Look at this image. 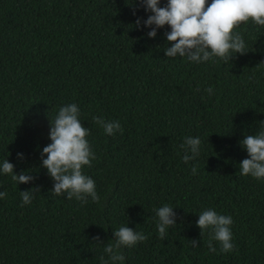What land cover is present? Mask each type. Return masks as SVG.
Here are the masks:
<instances>
[{"label": "trees", "instance_id": "obj_1", "mask_svg": "<svg viewBox=\"0 0 264 264\" xmlns=\"http://www.w3.org/2000/svg\"><path fill=\"white\" fill-rule=\"evenodd\" d=\"M148 15L139 0H0V164L33 176L17 185L0 173V264H100L122 226L148 237L121 249L124 264H264V179L240 175L248 155L238 143L264 121V26L234 29L246 54L195 63L164 55L170 28L149 38ZM70 103L89 129L96 158L83 173L99 202L54 195L41 167L50 123ZM93 117L123 131L109 136ZM185 137L201 139L188 163ZM166 204L176 225L161 240L155 209ZM209 208L232 217V252L217 241L210 252L200 235Z\"/></svg>", "mask_w": 264, "mask_h": 264}, {"label": "clouds", "instance_id": "obj_2", "mask_svg": "<svg viewBox=\"0 0 264 264\" xmlns=\"http://www.w3.org/2000/svg\"><path fill=\"white\" fill-rule=\"evenodd\" d=\"M139 2L146 12L151 13L143 21L144 27H151V31L147 33L149 38H155L158 28L165 25L170 28L165 37L171 46L164 48V55H179L195 63H216L218 60L229 63L235 54H246L248 51L245 50L244 38L241 32L234 29L250 20L255 25L264 26V0H211V3H208V0H167L163 7L160 6V0ZM135 23L139 27L141 21L137 19ZM205 91L209 95L214 92L211 87ZM79 117L80 109L75 103L59 108L52 122H49L48 138L51 142L43 147L40 153L41 167L47 170V174L54 181L51 189L54 195L66 193L69 200L75 198L87 202V198L91 197L92 201L99 202L95 181L83 173V167H91V161L96 157L87 140L89 129L83 126ZM93 120L109 136L116 131H123L118 121H104L99 117H93ZM260 122V131L244 136L238 142L248 155V158L239 163L240 175L251 176L257 180L264 179V121ZM200 145L199 137L184 138V143L180 145L185 150L182 157L184 163L199 155ZM17 156L23 158L21 153ZM191 171L195 175L196 167L193 166ZM0 173L10 175L17 185L33 180V176L27 172L15 174L14 165L7 159L0 164ZM36 191L39 189L32 188L20 192L21 207L31 203ZM6 196V192H0V199ZM155 213L158 218V236L164 240L167 229L176 225L175 213L173 207L167 204L155 209ZM198 216L195 223L200 229V235L209 233L208 250L215 253L217 250L213 241H217L221 252H232L235 248L232 243V217L218 214L212 208L202 211ZM113 237L112 242L103 248L107 259L102 255L99 258L100 264H124L125 257L121 249L134 247L138 242L148 239L142 232L127 226L119 227L113 232ZM191 244L196 247L197 241L191 240Z\"/></svg>", "mask_w": 264, "mask_h": 264}]
</instances>
